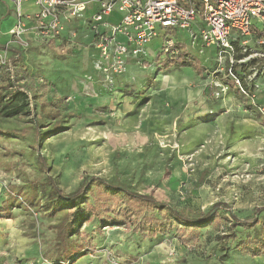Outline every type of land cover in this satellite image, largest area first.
Segmentation results:
<instances>
[{"label": "rangeland", "instance_id": "1", "mask_svg": "<svg viewBox=\"0 0 264 264\" xmlns=\"http://www.w3.org/2000/svg\"><path fill=\"white\" fill-rule=\"evenodd\" d=\"M91 19L72 40L0 36V110L23 106L0 113V264H264V45L231 68L194 27L170 65L159 37L107 75ZM108 185L212 216L185 227ZM55 188L92 214L74 232Z\"/></svg>", "mask_w": 264, "mask_h": 264}, {"label": "built area", "instance_id": "2", "mask_svg": "<svg viewBox=\"0 0 264 264\" xmlns=\"http://www.w3.org/2000/svg\"><path fill=\"white\" fill-rule=\"evenodd\" d=\"M17 21L9 34L23 42L32 34L44 41L62 40L68 24L93 10L91 46L96 50L97 69L121 75L131 60L148 56L147 45L156 38L163 44L158 57L173 60L181 52V41L171 36L179 30L194 31L202 45L214 47L220 63H237L238 50L247 53L251 41L264 45V0H10ZM31 2L34 12L23 6ZM121 13L119 21L108 17ZM75 30L67 39L72 40ZM65 38V37H64ZM259 52H251V55ZM3 55L0 53V58ZM166 59V60H167Z\"/></svg>", "mask_w": 264, "mask_h": 264}, {"label": "trees", "instance_id": "3", "mask_svg": "<svg viewBox=\"0 0 264 264\" xmlns=\"http://www.w3.org/2000/svg\"><path fill=\"white\" fill-rule=\"evenodd\" d=\"M171 62L172 60L170 59L165 61L166 65H170ZM195 62L196 61H194V64ZM17 100L18 98L8 103L7 105H4L1 108L0 113L4 115L20 114L23 111V106L22 104L18 103ZM108 188L112 191L120 190L121 192H126L128 196H131V199L147 207H153L155 209L160 210L163 213H166L168 216H170V218H172V220L182 224L185 227L199 228L201 226H204L206 223L209 222V218L212 216V211L208 213H201L197 216H193L189 211L177 210L167 205L166 203L157 201L156 199L148 195L129 192L120 186L108 185ZM54 193L57 194L56 195L57 207L63 205H69L71 207V210L68 211L69 220L67 224V227L70 232H74L77 228L81 227L85 222L90 220L92 214L90 210L85 205H83L84 203L83 194L80 193L64 194L57 189L55 190ZM1 210L2 209H0V211ZM240 224L241 226L252 227L256 223L255 221H251V222L249 221Z\"/></svg>", "mask_w": 264, "mask_h": 264}, {"label": "crops", "instance_id": "4", "mask_svg": "<svg viewBox=\"0 0 264 264\" xmlns=\"http://www.w3.org/2000/svg\"><path fill=\"white\" fill-rule=\"evenodd\" d=\"M23 9L25 12H34L37 10V6L31 2H28V3L24 4ZM87 12H90L91 14H93V10H89ZM114 16H116V17H114ZM82 18L77 19L76 21H73L72 23L67 25L66 30L64 32L65 38L63 37V39H67V34L69 33L70 27H77L79 22L82 23L81 22ZM120 18H121V13H119V12H115L108 17V19L110 21H113V22L119 21ZM16 21H17V17L15 14L13 3L10 2V0H0V36L2 34H6L5 36H7V37H9V39H11L9 31L15 25ZM84 23H86V19L84 20ZM84 23H82V24H84ZM57 41L60 42L61 40H57ZM184 54H187V52H184Z\"/></svg>", "mask_w": 264, "mask_h": 264}]
</instances>
